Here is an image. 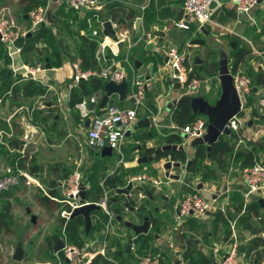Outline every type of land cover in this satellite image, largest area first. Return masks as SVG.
Returning a JSON list of instances; mask_svg holds the SVG:
<instances>
[{"label": "crops", "instance_id": "1", "mask_svg": "<svg viewBox=\"0 0 264 264\" xmlns=\"http://www.w3.org/2000/svg\"><path fill=\"white\" fill-rule=\"evenodd\" d=\"M19 1L17 4L18 11L6 5L5 0H4V4L0 6V10L4 8L9 9L12 12L13 17L17 21L18 25L24 28L25 26L21 24L22 18L26 20V24L28 23L30 25V23L27 20L26 17L27 15H24L22 11L19 9ZM102 1L105 3V7H104L105 11H107L110 15L112 14L113 16H115V14L117 13H121V14L123 13L121 11L115 12V10H112L110 12L109 10L110 8H108L109 5H118L116 9L119 8V6L124 7L126 16L131 10L136 12V17H138L137 20L139 18L141 20L139 30L136 29L137 20L134 22L133 29L130 27L128 29H124L131 32V38L133 39L134 43H137L138 39L140 38L144 30L146 32H153L154 35L158 36L160 43L165 45L167 49L171 47H183L186 45V43H188V41L191 40L193 41L197 39L205 40L206 41L205 46H198V47L205 49L207 51L206 54L209 53L210 51L214 52L215 61H217L218 63L220 61L219 52L225 51L229 56V67L231 74L235 75L237 73H241L248 75L252 81L253 92L247 98L250 100L249 102L250 105L247 104V99L241 101L242 111L240 113H243L242 114L243 116L241 118L244 121V125L241 128L240 133L236 135L237 139H235V134L234 137L222 136L221 139L224 138L226 140H229L231 143H234L235 140H237L236 149H240L243 152H254L256 158L255 162H260V161L264 162V112H262V110L259 108L258 105L259 99L262 96H264V76L259 79L260 81L262 80L263 83L259 84L260 81L257 83V76L261 73L264 74V41H263L264 0L259 4V6H257L251 12L250 16L241 15L236 8V4L234 0H221L218 3L216 9L213 10L212 21L206 24L202 32L197 34L196 37H194L193 32H191L192 34L182 31L174 32V29H172L171 25L173 21H177V16L175 14H166L161 12L162 5L163 7H178V6L182 7L180 0H150L149 6L147 7L144 13H142L141 11V6L145 4L146 0H128L130 2L129 3L127 2V4L130 6L117 3L115 0L110 1L109 3L107 2V0H102ZM124 1L126 2L127 0ZM106 3H108L107 7H106ZM48 5L50 6L48 13L49 17L47 18L48 26L54 25L57 29L59 27L60 29L63 28L65 23H70L72 20V16L69 13H72L74 16H76L77 19L81 21H85L82 18L81 14L69 9L66 6L65 0H49ZM149 10L150 13H148ZM58 16L60 17L61 20L60 23L62 26L56 25V22L58 21ZM147 20H150L149 27H147L146 24ZM117 25L121 28V30H123L122 25L120 23ZM195 25L196 24H193V29L195 28ZM162 26H165L164 31L160 30V27ZM63 29H64L63 32H65V27ZM85 32L86 30H81L80 35L83 37H87ZM159 32H162L163 34H159ZM166 44H170L171 46H167ZM147 46L148 44L145 45L144 43H140L137 44L134 48H132L129 52V56L131 60L134 63L137 62L138 64L135 65L139 73L141 70H143L144 67H148L147 66L148 64L153 65L152 71H148L147 74L143 73L146 77L153 78V81L148 86L145 104L142 107H140L138 110L139 113H138V119L136 125L131 130V135H130L131 140L126 139L120 151L114 150L111 156H106V157H112L115 152L117 153V159L119 161L115 169L109 170L108 166L103 162H101L99 169L97 170V172H95L93 171V168L96 162H94L91 167L92 173L90 176L85 175L83 171L82 165L84 163V160L88 159V157L89 159H92V155H95L97 153H93L88 149L85 150L83 153L80 152L79 143H81L80 132L82 131V123L80 121L79 114L75 112L73 108L70 107L71 99H65L64 103L61 105V108L59 107L58 98H60V95L69 92V86L72 83L71 79L66 85H64L62 90L60 89V91L56 93L55 97H53L54 100L53 98H51L52 101H49L46 105V108H43V109H51V110L53 109L52 111H55L54 113L48 110L44 112L41 109L42 108L41 106V108H39V111L43 113L38 112V114L36 113L34 115L33 113L27 114V116L23 118L24 123H22V125L25 124L28 126V130H29L27 131L28 135L30 133V137L35 138L36 141L44 139L45 133L43 134L37 133L38 131H36L37 130L36 127L32 125L33 116L36 122L38 121L43 122L44 127H46V125L53 119L54 123L58 124L59 127L61 126L66 130L73 132L71 136L75 138L74 140L76 142L77 151L81 156L83 155L82 156L83 160L77 162V166H76L77 168H75L74 172H71L69 169H67V162L62 154L63 153L62 149L65 150L68 149V144H64V142H66L70 138L69 135H67L66 139L62 141V144H53L52 141H48L47 139H46L47 142L44 144V147L46 149H49V151L53 152L52 153L53 155L47 157L46 162L47 164L50 165H48L47 167L43 166L44 167L43 172H46L47 173L46 175L48 176L47 182L49 184L48 187H46V189L50 190V193L52 191L56 192L54 197L59 198L60 196L61 198H63V194L58 188V186L60 185L61 182L65 181L70 175L75 173L77 170H79L82 173V181L86 189L85 190L86 203L95 204L97 202L105 200V195L107 194V198H106L107 206L111 210H113L116 215V218L113 220L112 223V231L110 232V234L108 236L104 234L107 218L100 206H99L100 211L105 216V218L103 219V223H104L103 228L97 227V222H100L99 220H101L100 217L101 215L99 211H95L92 213V221L94 225L91 228V231L87 233L86 226H84L83 228L85 231V234L83 235V242H84L83 244H85L88 238L91 237V239L93 240L95 239L98 241L97 243L98 249H101L102 247H105L106 249L107 258L99 255L97 258L99 257L101 258L98 264H102L103 263L102 260L108 262L109 264H112L110 260L117 261L121 264H137L140 261V259H142L143 257L149 254H160L161 255L160 264H184L185 262H188L190 264V261L187 260L185 257V249L188 248L189 246L187 244V241L185 240L184 237L185 235L189 239L195 240L198 244V249L204 252L205 255H208L210 258H212L214 264H216L224 256V249L227 247V243L229 242L228 239H230L228 238L230 233V226L226 227L224 225V220L228 222L227 220L228 209L234 212V209L231 206V202H230V206L227 209V216L223 215L220 212H214V213H208L207 216L203 219L188 218L185 220L179 219V214L177 210L178 203L186 195L191 194L195 190L217 201L222 200V196L220 197L218 195L219 194L223 195L227 191L229 193L230 200L232 195L235 193H240L245 197L244 193L246 191L245 189L246 187L243 180V171L242 170H240V172L238 171L239 164H235L234 161H232V163L228 162L227 168L223 171H220L218 169V165L212 163L208 159L206 161V164L211 165L213 168L217 170V173L219 175L218 180L203 181V178L200 174L196 176H192L191 173L188 172L187 164L189 161L192 163L195 150L191 148L190 146L191 143H186L185 141H183L181 145H184L185 149L187 150L186 155L188 162L186 164L182 163L184 167L181 168L183 169L181 173H178L176 171L177 170L176 168H173L171 170V175L179 176L180 180L171 179L166 176L164 165L168 161H171L169 159L152 161V162H156L155 166L161 169L160 172L159 171L156 172L149 167L148 164L152 162H149L147 164H141L138 166L134 165L138 161V159L151 157L155 154L154 153L151 156H147V155L145 156V152L147 148L154 149L156 152V150L168 145L166 141L170 135L172 134L176 135L175 131H173L170 127L174 125L171 119L172 110L178 102L173 103L172 101H169L168 98L165 99L161 98L162 93L160 92L161 89H166V88H168L170 92L176 90L174 89L173 82H171L170 80L171 73H168L167 76L162 75V71L167 69L165 67L166 57L164 52L157 54L155 52L154 47L151 52H148L146 50ZM0 47L4 49V45L1 42H0ZM237 47L238 48L248 47L252 51L250 56L247 57L245 61L240 64L237 71L233 72L234 70L233 52ZM40 48L42 47L40 46ZM194 48L195 46L193 45L191 52L195 64L196 57L193 52ZM137 49H141L143 51L142 53H140V57L136 55ZM120 53H123V55L121 56H124L127 53V49L125 47H123V49L121 48ZM152 53H155L158 56L157 61L153 63L147 62V60L150 58ZM23 61L24 60L22 57V53L17 54L14 57V60L13 61L11 60V64L9 66L10 69L13 71L12 64L15 67L19 68L20 70L24 69V67L27 65H25V62ZM205 61L206 59L202 60V65L205 64L204 63ZM38 62L40 61L38 60ZM145 63L147 64L145 65ZM34 69L39 70L36 73V75L40 74V72L43 71L41 67ZM57 69L58 68H51V69L47 68L45 70L58 71ZM72 71H73V66H72ZM218 75H219V69H217L216 76L207 78V76L203 75L202 78L204 83L207 84L206 91L209 97H205L200 94L198 96L204 97L211 104L215 103L217 99H219L221 96V86ZM30 79H32L36 83H39V81L36 79L33 78ZM209 83L212 84L213 86L212 90L208 86ZM77 87L78 86H76L74 89H76ZM51 90L53 89L50 87V89H47L46 93L43 96L35 97L34 100L35 99L36 101L46 100L49 96L50 97L52 96ZM102 90L105 91V95H106L105 87ZM72 91H71V95H72ZM116 96L120 100V97L118 95ZM103 98L101 99V102ZM110 99L108 103H110ZM129 101L132 103V106L131 105L125 106L124 101L120 100L122 104L119 105V107L133 108L134 102H132V100ZM98 106L97 107L95 106L97 110H100L97 112L101 113L102 109H99ZM240 113L238 114L239 116ZM142 122H143V126L136 129V127ZM85 127H86V123H85ZM164 127L167 128L164 129ZM141 128L147 129L145 133H138ZM47 138L49 139V137ZM21 139L24 141L23 138ZM132 145H134L135 147L133 151H130L129 149ZM25 146L26 143L24 145L23 151H25ZM59 153H60L59 155L60 157H58ZM65 153H67V150ZM85 153L87 154L85 155ZM100 154L102 158H106L102 156V152ZM135 156L136 158L134 159ZM57 158L60 159L58 160ZM38 165H40V163H38ZM100 168L102 169L101 171ZM25 171L30 173L29 170H25ZM142 174H148L153 178L159 179L162 182V184L159 187H154L147 182H135V183L131 182V179L133 177ZM31 175L35 179H38L37 176H34L33 174ZM160 175L165 178V182L161 180ZM53 182H55L54 186L52 185ZM21 186H23V183L20 186L13 188L10 192H12L13 190L16 191ZM130 186L131 189L127 193L118 192L119 190H123V189L128 190ZM161 186H163L162 187L163 189H161ZM88 194H90V198L88 197ZM128 194L132 195L131 199L127 197ZM43 197L45 196H42V198ZM260 198L261 197L252 196L249 199L246 198L245 199L247 203L251 204L254 202L258 203V200ZM262 198L264 199V197ZM49 202L54 203V201L52 200H50ZM42 203L44 202L42 201ZM55 204L60 206L59 203H55ZM44 205L48 206L49 203H44ZM64 206L65 205H63L61 210L59 211V223L61 222V219L65 220V222L69 221L61 215ZM129 212H131V214ZM260 214L264 218V210L262 208ZM125 215H129L130 218L125 217ZM218 216L221 217V220H218ZM118 217L122 218V222L130 221L135 225H142L145 219L149 218L151 222V229H154L156 232V235L152 233L154 239L151 242V245L154 249H156L157 252L155 253L147 252V254L140 255L139 246L134 242L137 235H135L131 230L128 233L129 229H127L122 224V222L118 221ZM222 217L224 218V220ZM234 218H235L234 220H237V230H238L239 238L241 236V233L245 237L243 241L244 243H242L241 245L244 247V249L249 244V242L255 237H261L264 240V228L262 224L259 223V221H257L254 217L244 214L243 211L237 214L235 213ZM153 219L154 222H152ZM164 219L165 220L172 219L176 223V227L175 229H173V231L168 230V227L165 226L163 222H161ZM70 220H72V218H70ZM133 220L136 221L133 222ZM194 220L197 221L198 224H200L203 229L207 224L206 221L208 222L211 221L214 228L217 231L216 232L217 235L215 236V234L213 233L204 231V233H202V236H198L197 235L198 231H200L202 228L196 232L192 231L190 226L192 225V221ZM115 222H117L116 226L114 225ZM119 226L123 228V231L118 230ZM59 230H61V223ZM125 231L128 233L126 237H123L122 235H117V232L123 234V232ZM55 238L62 239L64 243L70 244L67 242L65 236L58 235V232L55 235V237L51 239L54 240ZM211 239H214L213 240L214 247L210 251H207L208 248L210 249V245L212 244L210 243ZM218 241L220 242V244L216 243ZM130 243L132 244V248L130 252H127ZM72 245H76V244H72ZM49 249H51L50 246ZM51 251L52 253H54V257H56L57 264H67L66 262L61 260V256H60L61 253L55 252L54 241H53V249H51ZM254 258H255L254 255L248 258L245 255V251L244 253H240L241 264H251L252 262L253 264H255ZM260 264H264V259H262Z\"/></svg>", "mask_w": 264, "mask_h": 264}, {"label": "built area", "instance_id": "2", "mask_svg": "<svg viewBox=\"0 0 264 264\" xmlns=\"http://www.w3.org/2000/svg\"><path fill=\"white\" fill-rule=\"evenodd\" d=\"M184 10V16L180 21H173L171 27L178 31L191 33L194 37L201 33L204 26L212 21L213 10L211 8L213 0H180ZM263 0H234L236 8L241 15L250 16L251 12L259 6ZM66 6L82 15L88 29L86 36L95 40L98 43V49L95 55L97 63L96 68L87 71L82 68V61L78 59L73 65L72 83L69 86V92L60 95L58 104L64 103L65 99H70L71 91L79 85L81 81H88L92 78H98L107 85L110 82L121 84L124 80L128 84L127 100H134L133 108H121L117 105L108 103L98 113L97 106L105 95V91L101 90L92 96L85 97L73 109L79 114L82 123L81 143H79L80 152L90 150L93 153H101L105 148L109 147L113 151L121 150L126 138L127 132L131 131L136 125L138 119L139 108L145 104L147 89L153 78L146 77L138 72L135 63L131 60L129 52L137 44L144 43L154 44V49H158L160 45L159 37L153 32H146L143 30L142 35L137 43H134L131 38V32L128 30H121L116 24L111 22L112 28L115 30L116 40L109 36L101 35L105 30V23L107 21L101 20L99 13L104 9L105 3L102 0H65ZM150 0H146L145 4L141 6V11L144 13L149 6ZM50 6L34 9L26 16L30 25L29 28H22L18 25L13 17L12 12L7 9L0 10V42L4 45V49L13 61L17 54L22 53V49L16 45L17 41L23 37L34 32L39 26L46 23L48 18ZM193 24L195 28L193 29ZM83 33V34H85ZM192 34V33H191ZM109 41V42H107ZM192 41H188L183 47H171L166 51L165 67L171 69L170 80H177L180 84V90L183 91L182 97H195L200 94L204 81L191 77L195 72L194 60L191 49L193 48ZM125 47L127 53L121 56V48ZM14 73L20 71L19 68L12 64ZM26 73L23 77L26 79H35L37 69H32L27 66L24 67ZM233 76L234 86L242 100L247 99L253 92L252 81L246 74L237 73ZM91 105H95L92 108ZM259 108L264 112V96L258 101ZM90 119V126L85 127V123ZM244 125L243 119L237 115L230 119L227 128L233 134H238ZM208 120L204 116L197 117L191 124L179 128L175 125L170 128L175 131L176 135H187L186 143H191L196 139H201L207 133ZM0 134H3L2 132ZM12 136V135H11ZM242 142V141H240ZM24 154V151L20 152ZM80 166V165H79ZM243 180L245 183V198L249 199L252 196L264 197V162H256L255 165L243 171ZM132 183L147 182L154 187H159L162 182L159 179L153 178L148 174L135 176L131 179ZM28 186L35 185L43 196H50V190L42 186L37 179H35L29 172L21 169L9 168L4 175H0V195L11 191L13 188L21 184ZM82 173L77 170L70 175L65 181L61 182L58 188L63 194L60 200L57 197H51V200L64 204V209L61 215L70 220L74 210L84 205L92 204L80 203V193ZM87 187V186H86ZM86 190V189H85ZM221 201L207 197L199 191L186 195L178 203L179 219L196 218L203 219L208 213L220 212L227 216V209L230 206V196L228 191L221 195ZM129 199L132 198L128 194ZM107 194L105 200L95 203L104 211L107 222L105 224L104 234L108 236L112 231V223L116 218L113 210L107 206ZM260 198V199H261ZM230 226V239L227 247L224 249V256L216 264H241L240 262V247L237 230V220H231L227 216ZM119 231L123 228L119 226ZM97 240L92 243H85L81 246L65 243L64 248L60 252L61 260L67 264H94L95 259L101 255L105 258L106 249L102 247L97 248ZM160 254H149L137 264H160ZM112 264H120L117 261L110 260ZM184 264H189L185 262Z\"/></svg>", "mask_w": 264, "mask_h": 264}, {"label": "trees", "instance_id": "3", "mask_svg": "<svg viewBox=\"0 0 264 264\" xmlns=\"http://www.w3.org/2000/svg\"><path fill=\"white\" fill-rule=\"evenodd\" d=\"M48 2L49 0H20L19 9L24 15H28L29 12L34 9L46 7L48 5ZM3 4L4 0H0V6H2ZM117 6L118 5H109L108 8H110V12L112 10H115V12L121 11L123 13L118 19V22L122 25L123 30L128 29L129 27L133 29L134 22L138 18L136 17V12L131 10L126 16L124 7L119 6V8L116 9ZM69 14L72 16V20L70 23H65L63 28L65 27V33L74 41V51H72V54H69V52L63 53L61 49L60 37L62 36L64 29H60V27L57 29L54 25L48 26L47 19L46 23L39 26L34 32H32L31 36L27 35L26 37L19 39L16 43V45L22 49V57L25 65H36V60L38 59L36 55H44V60L46 61L48 68H61L66 62L65 57H63V55H65L73 65L76 63L77 59H81L82 68L85 71L96 68L97 63L95 61V54L98 49V43L93 39L81 36V30L88 29L86 22L77 19L76 16H74L72 13ZM100 15L101 13H99V16ZM104 20L107 21L108 19ZM146 24L147 27H149L150 20H147ZM159 34L163 33L159 32ZM41 44L43 45L42 48H40ZM251 51L252 50L248 47H237L234 50L233 72H236L240 64L250 56ZM121 55H123V53H121ZM214 57V52L210 51L209 53H207L206 61L204 62L205 64L201 66L195 65V72L191 77H197L202 80L203 75L207 76V78L216 76L217 69H219V63L215 61ZM0 60L3 61L2 65L0 66V100H2L3 102L9 101L13 104H16L21 99L32 100L35 97L43 96L46 93L47 89H45L39 83H36L32 79H25L23 75L16 74L10 69L9 66L11 64V60L6 51L4 52V49H0ZM38 60L42 63V60ZM263 76V73L257 76V83ZM261 83H263L262 80L259 82V84ZM105 85V82L98 78H92L88 81H81L78 87L72 91V95L70 98V107L74 108L79 102L82 101V99L99 92L105 87ZM249 102L250 100L247 99L248 105H250ZM242 114L243 113H240V117L243 116ZM197 117H199V115L196 116L192 113V109L189 103L185 101H178V103L172 110L171 119L174 125L182 128L191 124ZM20 129L21 128L16 123L8 124L0 120V133L2 132L6 136H9L12 133L16 132L20 136L19 138L11 137L8 140L9 145L7 147H4V152L0 149V155L8 156V158H10L11 168L15 170H29L31 174L38 177L39 173L43 172L44 167L38 165L35 161H33L31 166L28 168L26 163L27 158L25 154H20V152L23 151L25 145V142L21 139L24 135V132L22 131V129L19 132ZM238 134H235V139H237L236 135ZM183 141L184 140L181 136L172 134L168 137L166 143L168 145H181ZM236 142L237 140H235L234 143H231L229 140L222 138L212 147L211 151H208V148L205 145L198 146L195 149L192 163L188 167V172L191 173L192 176L200 174L203 178V181L218 180L219 175L217 173V170L211 165L206 164V161L208 159L212 163L217 164L220 171L225 170L228 166L227 163H232V161H234L235 164H239V172L240 170L244 171L255 165L256 158L254 152H243L240 149H236ZM7 148H9V150ZM154 153V149L147 148L145 156H151ZM161 159H169L171 161L181 162L183 164H186L188 162L186 153L182 151L163 152L161 155H159L157 161ZM54 184L55 182L52 183L53 186ZM194 192H196V190L192 193ZM3 194V196L5 197L10 198L11 196L10 191ZM88 197L90 198V194H88ZM231 206L234 209V212L228 209V217L231 220L235 219V213L237 214L244 211V214L254 217L257 221H259V223L262 224L264 228V218L260 214L261 206L259 203H247L243 195H241L240 193H235L231 197ZM218 220H221L220 216H218ZM11 222L12 205L7 201L0 208V233L10 228ZM60 223L61 230L58 231V235L65 236L67 242L70 244L81 246L84 243L83 235L85 234V231L83 228L85 226V222L82 217L79 216L75 219L69 220L68 222H65V220L61 219ZM224 225L228 227L229 223L224 220ZM190 228L192 231L196 232L201 229L202 226L194 220L192 221V225L190 226ZM230 235L231 232L229 233L228 238H230ZM184 237L187 241V244L189 245L188 248L185 249V257L190 261V264H214L212 258H210L208 255H205L204 252L198 249V244L195 240L189 239L186 235ZM153 239L154 236L151 233H149L148 235L142 234L135 238L134 242L139 246L140 255L147 254V252H157L156 249H154L151 245ZM47 241L51 249H53V240L48 239ZM245 255L248 258L254 255V263L260 264L262 259H264V240L261 237L253 238L245 247ZM100 258L101 257L96 259L95 264L99 263ZM102 262V264H109L108 262L103 260Z\"/></svg>", "mask_w": 264, "mask_h": 264}, {"label": "rangeland", "instance_id": "4", "mask_svg": "<svg viewBox=\"0 0 264 264\" xmlns=\"http://www.w3.org/2000/svg\"><path fill=\"white\" fill-rule=\"evenodd\" d=\"M18 1L19 0H5V4L12 7L14 10L18 11L17 9ZM110 1H113V0H107L108 3ZM115 1L117 3L124 4V5H128L127 2L128 3L130 2L128 0L126 2L124 0H115ZM108 3H106V7ZM148 13H150V10L148 11ZM120 17H121V13H117L115 14V16H113L112 14L110 15L107 11H105V8L101 11V15H100L101 20L108 19L107 21H111L117 24H119L118 19ZM60 21H61L60 17L58 16V21L56 22V25L62 26ZM21 24L25 26L26 28H29V24L28 23L26 24V20L24 18L21 19ZM177 31L178 30L174 28V32H177ZM60 38H61L62 52L63 53L69 52V54H72V51H74L73 50L74 41L71 38H69L65 32H63V36H61ZM166 45L171 46L170 44H166ZM40 46L43 47L42 44ZM0 49L2 48L0 47ZM167 50H168L167 47H165V45L160 43L158 49H156L155 52L157 54L162 53V52L166 54ZM136 51H137L136 55L140 57V53H142L143 51L141 49H137ZM193 52H194L195 57L201 58L202 60L203 59L205 60L207 57V54H206L207 51L198 46H195ZM36 57L42 60V63L40 64V62H38L37 60L36 65H34V67L32 66H27V67L32 68V69L41 67V69L43 70L42 71L43 73L40 72V74L36 75L35 79L38 80L40 85L43 86L45 89H50L51 87L53 89L51 90L52 96L51 97L49 96L46 100H40V101L38 100L36 101V99L35 100L34 99L32 100L21 99L16 104H13L9 101L3 102L2 100H0V120H3L4 122L8 124L16 123L17 125L20 126V128L24 132V135L22 138L24 139V142L26 143L24 152L27 158L26 163H27L28 168L31 166L33 161H35L37 164L40 163V165L44 167H47L48 165H50V164H47L46 159L50 155H53L52 154L53 152L49 151V149H46L44 147V144L47 142L46 139L48 141H52L53 144H62V141L66 139L67 135H69L70 138L66 142H64V144H68V149H66L67 153H65L66 152L65 149H62V152H63L62 154H63V157H65V160L67 162V169H69L71 172H74L75 168H77L76 167L77 162H80L81 160H83V157H82L83 155L81 156L77 151L76 142L74 140L75 138L71 136V134H73L72 131H68L61 126L59 127L58 124L54 123L53 119L46 125V127H44V123L41 121L36 122L33 116L32 125L36 127L37 129L36 131H38L37 133L39 134L45 133L44 139L36 141L35 138L30 137V133L28 135L27 133V131H29L28 126L25 124H23L24 126L22 125V123H24L23 118L27 116V114L33 113L34 115L36 113L38 114V112L43 113L39 111V108H41V106H42L41 109L44 112H46L47 110L52 111L53 109L51 110V109H43V108H46L47 103L49 101H52L51 98L55 97L56 93L59 92L60 89L62 90L64 85H66L70 81V79H72L71 77L73 76V71H72L73 64L69 61V59L65 55H63V57H65V61L67 63L65 62L60 69L58 68L57 69L58 71L45 70L48 68V66L46 64V61L44 60L45 59L44 55L43 56L36 55ZM157 59H158V56L155 53H152L150 58L147 60V62L153 63V62H156ZM2 63L3 61L0 60V66L2 65ZM146 64L147 63H145V65ZM147 66L148 67H144L143 70L140 71L141 74L143 73L147 74L148 71H152L153 65L148 64ZM23 73L25 74L26 70L22 69L17 72V74H21V75H24ZM168 73H171L170 68H167L162 71L163 76H167ZM210 83H213V82H210ZM210 83L208 84V86L212 90L213 86ZM206 90H207V84L203 83L202 89L200 91V95L209 97L207 95ZM160 92L162 93L161 98H164V99L168 98L169 101H172L173 103H177L182 98V93H183L182 90H173L170 92L168 88L161 89ZM110 103L117 105V106L122 104V102H120L119 98L116 95L111 97ZM124 104L125 106H130V105L132 106V103L129 100L124 101ZM52 112L54 113L55 111H52ZM166 128L167 127H164V129ZM21 129L19 130V132L21 131ZM146 130L147 129L145 128H141L138 133H145ZM11 135L6 136L5 134H0L1 151L4 152V147H7L9 145L8 140L11 137L13 138L20 137L19 134H17L16 132L13 133L12 136ZM47 137H49V139ZM126 139L131 140V136L127 137ZM134 147L135 146L132 145L129 150L133 151ZM7 149L9 150V148ZM86 154L87 153H85V155ZM59 155L60 153L58 154V157H60ZM135 158L136 156L134 157V159ZM57 159L59 160L60 158H57ZM118 161L119 160L117 159L116 152L114 153L112 157H106V158H102L100 153L95 154V155H92V159H89L88 157V159L84 160V163L82 165L83 171L85 175L90 176L92 173L91 167L94 162H96L93 168V171L95 172H97V170L99 169L101 162L106 164L109 170L115 169ZM148 165L152 170L156 172L161 171V169L155 166L156 162L149 163ZM9 168H11L10 158H8V156L0 155V175H4ZM101 170L102 169L100 168V171ZM176 171L178 173H181L183 169H177ZM46 174H47L46 172H40L38 175V179H37L39 183L45 188L48 187V184H49L47 182L48 176ZM160 178L162 181L165 182V178L163 176L160 175ZM162 187L163 186H161V189H163ZM3 195L4 194L0 195V208L7 201L11 203L12 222L8 230H4L0 233V264H57L56 257H54V253H52L51 249H49V244L47 240L54 238L57 232L59 231V228H60L59 211L61 210L64 204H60V206H58L55 204L56 202L54 203L49 202V205L45 206L41 200L43 196L42 192L39 189H37L35 185L28 186L26 184H23V186H21L16 191L13 190L12 192H10V195H11L10 198L5 197ZM59 199H62V198L59 196ZM27 209H31L30 215L27 213ZM99 213L101 215L100 216L101 220H99L100 222H97V227L103 228L104 226L103 219L105 218V216L101 213V211H99ZM129 213L131 214V212ZM33 216L36 217L35 224H33L31 221ZM125 217L130 218L129 215H125ZM135 221L136 220H133V222ZM152 222H154V219ZM161 222H163L164 225L168 227V230L173 231V229H175L176 227V223L172 219L171 220L164 219ZM206 223L207 224L205 225V228L204 229L202 228L200 231H198L197 235L202 236V233H204V231H208L209 233H213L216 236L217 231L214 228L212 222L206 221ZM116 224L117 222L114 223L115 226ZM154 228H155V225H154ZM150 231H151V234L153 233L154 235H156V232L154 229H151ZM129 232L130 230L128 231V233ZM128 233L126 231L123 232V234L117 232V235H122L123 237H126ZM244 238L245 237L243 236L242 233H241L240 238L238 235L239 243L241 245L242 243H244L243 242ZM94 240L91 239L90 237L88 238L86 243H92ZM213 240L214 239H211L210 243L212 244L210 245V249L208 248L207 251H210L211 249H213L214 247ZM216 243L220 244L219 241ZM129 245L132 246L131 243ZM17 247H22L25 252L24 258L20 262H16L13 260ZM251 264H253V262Z\"/></svg>", "mask_w": 264, "mask_h": 264}, {"label": "water", "instance_id": "5", "mask_svg": "<svg viewBox=\"0 0 264 264\" xmlns=\"http://www.w3.org/2000/svg\"><path fill=\"white\" fill-rule=\"evenodd\" d=\"M221 0H213L211 8L212 10L216 9L218 3ZM162 13L166 14H175L177 16V21H180L184 16V10L182 7H163L161 9ZM141 24V20L138 19L136 23V29L139 30ZM104 32H101V35L110 36L113 39L116 40L115 31L112 28L111 22H106ZM161 31L165 30V26L160 27ZM32 35V33H29V36ZM264 41V37H263ZM194 46H205L206 41L205 40H194L192 42ZM154 47L153 43L148 44L146 50L148 52H151ZM219 81L221 86V96L220 98L214 103L211 104L209 101H207L204 97L201 96H186L182 97L180 101H185L190 104V107L192 109V113L196 116H204L208 120V127H207V133L204 135L201 139H196L191 142V148L195 150L198 146H207L208 151H211L212 147L219 142L222 136H234L233 133L227 128V124L230 121L231 118L234 116H237L242 111V102L239 97V94L234 86L233 83V76L230 71L229 67V56L225 51L219 52ZM167 62V59L165 60ZM137 64V62H135ZM195 64L197 66L202 65V60L198 57L195 58ZM138 65V64H137ZM174 89L178 90L180 89V84L177 80H172ZM106 95L104 96L102 102L99 104V109L105 108L107 103L109 102L110 97L113 95H118L120 97L121 101H125L128 96V84L127 81L124 80L121 84H116L113 82L108 83L105 86ZM134 102V100H132ZM172 106V105H171ZM91 107H95L94 105H91ZM90 126V119L86 122V127ZM143 122L140 123L137 127H142ZM131 135V131L127 132V136ZM183 140L186 142L188 140L187 135L182 136ZM167 151H182L184 153H187V150L185 149L184 145H166L158 150H156L155 154L151 157H145L138 159V161L134 164L135 166L141 165V164H147L149 162H152L154 160H157L159 155H161L163 152ZM113 153V150L109 147L105 148L102 151V156H111ZM191 162L189 161L187 164V167H189ZM184 165L181 162H172L168 161L164 165V169L166 171V176L171 179L180 180L179 176L171 175V170L173 168L181 169ZM131 189V186L128 188V190H119V193H127ZM201 189V187H200ZM56 192L52 191L50 193V196H45L42 198V201L44 203H49L51 200V197H54ZM80 202L81 204H85L86 200V192H85V186L82 183L81 184V193H80ZM258 203L260 204L261 208L264 210V199L261 198L258 200ZM95 211H100V207L96 204H89L85 205L79 208H76L74 210V213L72 215V219L81 216L83 217L85 221L86 226V232L89 233L91 231V228L93 227L94 223L92 221V213ZM27 213L31 214V210L27 209ZM36 218L35 216L32 217V223H35ZM118 221L122 222V218L118 217ZM122 224L129 230H131L135 235H148L150 233L151 229V222L149 218H146L144 223L142 225H135L134 223L130 221H124ZM54 250L55 252L59 253L64 248V241L59 238H55L54 240ZM131 245H129L127 252H130ZM245 249L243 246L240 247V252L244 253ZM25 255V252L22 247H17L15 254H14V260L17 262H20L23 260Z\"/></svg>", "mask_w": 264, "mask_h": 264}]
</instances>
